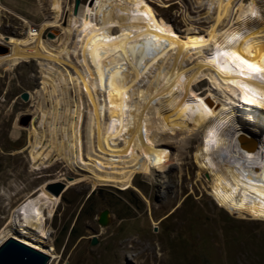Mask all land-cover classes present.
I'll return each instance as SVG.
<instances>
[{"label": "bare ground", "instance_id": "obj_1", "mask_svg": "<svg viewBox=\"0 0 264 264\" xmlns=\"http://www.w3.org/2000/svg\"><path fill=\"white\" fill-rule=\"evenodd\" d=\"M202 1L207 2L201 6L207 34L201 38L159 39L161 28L144 0H92L93 8L84 11L83 22L79 12L75 14V3L60 0L57 16L48 17L40 32L32 29L25 38L0 36V69L34 59L73 87L69 125L62 124L54 101L41 126L42 137L31 145L33 167H48L55 158L64 159L95 187L128 189L150 146L168 144L173 126L176 134H184L181 141H186L189 134L185 132L193 129L196 117L205 122V135L195 159L209 175L217 204L233 215L264 221V118L258 114L264 109V74L254 71L260 80L254 86L222 70L205 50L214 47L260 69L248 42L221 38L243 0ZM106 2L112 3L102 5ZM111 14L117 16L115 24L108 20ZM64 21L61 36L50 42L43 39L46 29L61 27ZM58 40L60 45L53 44ZM255 43L263 45L260 40ZM83 47L87 57L78 63L75 54ZM205 77L213 84L207 99L193 106L187 98L173 95L174 84L203 82ZM239 90L242 101L234 99ZM58 134L59 145L47 141ZM42 139L50 144L44 146ZM51 148L53 152H48ZM44 188L40 196L33 194L15 211L13 223L19 233L29 236L30 247L54 261L58 253L49 243L47 226L59 199ZM12 235L9 229L0 231V248Z\"/></svg>", "mask_w": 264, "mask_h": 264}, {"label": "rangeland", "instance_id": "obj_2", "mask_svg": "<svg viewBox=\"0 0 264 264\" xmlns=\"http://www.w3.org/2000/svg\"><path fill=\"white\" fill-rule=\"evenodd\" d=\"M58 2L0 0V36L25 38L32 29L40 32L48 17L57 16ZM144 2L161 28L159 39H193L207 34L201 8L206 1ZM108 3L112 2L102 5ZM88 8H93L92 0H81L82 13L78 10V16L82 22ZM236 13L232 26L221 38L248 42L264 74V0H243ZM64 26L65 21L61 27L46 29L43 39L55 41ZM50 33L54 40L48 37ZM258 40L262 46L255 43ZM60 43L58 40L53 44ZM86 49L80 48L75 54L78 63L86 60ZM2 50V54L7 52L5 46ZM205 50L222 70L254 86L260 84L253 68L242 59L211 46ZM57 76L34 59L0 69V231L9 229L14 238L30 246L29 236L18 232L13 217L30 196L37 192L40 196L45 187L49 196L59 199L47 226L49 243L56 248L58 258L47 264H264V221L249 215L236 216L219 207L207 181L209 175L195 159L205 135L202 119L192 118L195 126L186 130V141H181L184 134H176L173 126L167 135L168 144L154 142L128 189L95 187L64 159L55 158L48 167L34 168L31 145L42 137L41 126L54 101L62 124L69 125L68 103L73 87ZM174 85L173 95L187 98L193 106L207 99L213 90L206 77L203 82ZM24 93L29 96L27 101L21 97ZM234 99L244 100L241 90ZM258 114L264 118V109ZM243 115L248 118V112ZM60 137L58 134L47 141L57 146ZM42 141L44 146L50 144ZM56 184L64 185L58 197L50 190ZM106 210L109 221L104 227L99 224V216ZM94 238L96 245L92 244Z\"/></svg>", "mask_w": 264, "mask_h": 264}, {"label": "water", "instance_id": "obj_3", "mask_svg": "<svg viewBox=\"0 0 264 264\" xmlns=\"http://www.w3.org/2000/svg\"><path fill=\"white\" fill-rule=\"evenodd\" d=\"M81 5V0H75V14L78 13L79 7ZM49 38H54L51 33L48 34ZM22 99L27 101L29 96L27 93L22 94ZM64 189L63 184H56L50 186V190L55 196H59ZM108 214L109 212L103 211L99 216V224L101 226H107L108 224ZM92 244H97V239L92 240ZM50 257L29 245L23 243L22 241L11 238L2 248H0V264H47Z\"/></svg>", "mask_w": 264, "mask_h": 264}, {"label": "trees", "instance_id": "obj_4", "mask_svg": "<svg viewBox=\"0 0 264 264\" xmlns=\"http://www.w3.org/2000/svg\"><path fill=\"white\" fill-rule=\"evenodd\" d=\"M117 18V16H116V14H111V17H110V19H108L112 24H115V22H116V19Z\"/></svg>", "mask_w": 264, "mask_h": 264}, {"label": "snow or ice", "instance_id": "obj_5", "mask_svg": "<svg viewBox=\"0 0 264 264\" xmlns=\"http://www.w3.org/2000/svg\"><path fill=\"white\" fill-rule=\"evenodd\" d=\"M255 14H256L255 12L252 13V15H255ZM244 63H248V62L247 61H244ZM249 67H252V66L249 65ZM253 70L256 71V72L261 71L259 68H253Z\"/></svg>", "mask_w": 264, "mask_h": 264}, {"label": "built area", "instance_id": "obj_6", "mask_svg": "<svg viewBox=\"0 0 264 264\" xmlns=\"http://www.w3.org/2000/svg\"><path fill=\"white\" fill-rule=\"evenodd\" d=\"M36 32V30H34Z\"/></svg>", "mask_w": 264, "mask_h": 264}]
</instances>
